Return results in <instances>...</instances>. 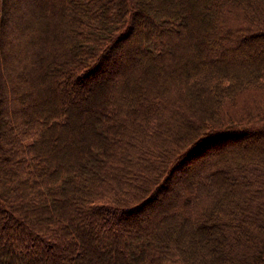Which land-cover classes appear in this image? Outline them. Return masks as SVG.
I'll list each match as a JSON object with an SVG mask.
<instances>
[{"label":"trees","instance_id":"16d2710c","mask_svg":"<svg viewBox=\"0 0 264 264\" xmlns=\"http://www.w3.org/2000/svg\"><path fill=\"white\" fill-rule=\"evenodd\" d=\"M181 1L0 0V264H264V0Z\"/></svg>","mask_w":264,"mask_h":264},{"label":"rangeland","instance_id":"374dc122","mask_svg":"<svg viewBox=\"0 0 264 264\" xmlns=\"http://www.w3.org/2000/svg\"><path fill=\"white\" fill-rule=\"evenodd\" d=\"M184 0H182L181 2H183ZM12 6H14V3H13V5ZM11 6V7H12ZM8 7V6H7ZM9 11H7V8L6 9H3V18H6V16L8 15L9 16ZM109 68H110V62H107V65H106V63L104 64V65H102L101 67H99L96 71H95V73L93 74V75H90L89 76V78H88V80H87V82H89V86H90V84L95 80V81H98V80H101V79H105V76H106V73L109 71ZM88 86V87H89ZM88 87H80V90H79V93L78 94H76L75 95V97H76V100H77V103H79V104H81V105H83L84 103H86V102H88L89 100H90V97L93 95L92 94V92L91 91H89V88ZM257 95H258V97H263V95H264V93H257ZM253 98V95H250V96H248L247 98ZM248 101H251V100H248ZM260 101H261V104L263 105V107H264V97L263 98H261L260 99ZM250 140L251 139H245V140H242V142H250ZM234 141H236V140H231V142L230 141H228V143L226 144V145H224V146H222V147H219V149H221V148H225V146H227V145H229V144H231V143H234ZM209 141H206L205 143H203L201 146H199V147H197V149L195 148L194 150H193V153H197V156H198V160L196 161V159L194 158L192 161H190L192 164H196L195 166H197L199 163H201V162H203V161H207L208 159H210L211 158V154L214 152L215 153V151L216 150H212V151H209V153H207V154H204V149H205V146H206V144L208 143ZM239 145H242V143L240 142L239 144H234V145H231V146H233V147H235V146H239ZM227 148V147H226ZM218 150V149H217ZM202 152H203V154H202ZM196 162V163H195ZM188 163H186L185 165H183V167H182V170H184V172L185 171H187V167H186V165H187ZM195 166H194V168H195ZM190 168V167H189ZM194 168H192V170L194 169ZM191 169V168H190ZM189 170V169H188ZM192 170H191V172H192ZM194 171V170H193ZM189 172V171H188ZM194 247H195V249H196V255L197 256H200V255H202L203 253H204V250H205V248H203V246H201L200 245V243L198 244V243H195L194 242ZM219 250V249H218ZM218 253H219V251H218Z\"/></svg>","mask_w":264,"mask_h":264},{"label":"bare ground","instance_id":"6f19581e","mask_svg":"<svg viewBox=\"0 0 264 264\" xmlns=\"http://www.w3.org/2000/svg\"><path fill=\"white\" fill-rule=\"evenodd\" d=\"M121 43V41L119 42V44ZM116 48V47H115ZM114 48V49H115ZM229 139L227 138H218V139H215V140H212L210 142H208L205 146V149H204V154L206 153H209V151H212L213 149L214 150H217L219 149V147H222L224 145H226L228 143ZM196 163V162H195ZM194 164L191 165V167L193 166ZM190 167V168H191Z\"/></svg>","mask_w":264,"mask_h":264}]
</instances>
